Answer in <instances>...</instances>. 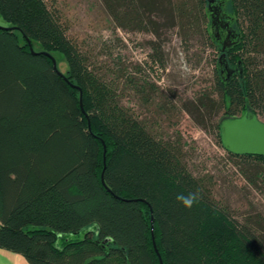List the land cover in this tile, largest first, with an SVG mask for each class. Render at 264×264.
Masks as SVG:
<instances>
[{"label":"trees","instance_id":"trees-1","mask_svg":"<svg viewBox=\"0 0 264 264\" xmlns=\"http://www.w3.org/2000/svg\"><path fill=\"white\" fill-rule=\"evenodd\" d=\"M101 1L116 28L151 35L149 57L162 68L167 26L182 30L186 50L197 35L223 54L206 0ZM231 3L239 37L225 56L237 66L224 77L213 57L210 87L183 109L263 191L264 156L226 149L221 122L264 117V0ZM0 15V247L30 264H264V214H234L213 179L189 168L180 141L122 103L124 83L149 104L143 79L119 59L98 64L53 2L0 0ZM57 52L66 73L54 67ZM164 98L156 116L172 117L176 105ZM197 191L184 207L178 197Z\"/></svg>","mask_w":264,"mask_h":264},{"label":"rangeland","instance_id":"rangeland-1","mask_svg":"<svg viewBox=\"0 0 264 264\" xmlns=\"http://www.w3.org/2000/svg\"><path fill=\"white\" fill-rule=\"evenodd\" d=\"M48 1L57 5L70 24L71 35L79 39L85 49L96 56L98 64L114 67L119 59L121 65L127 68L129 76L135 77L138 82L144 80V97L150 98L149 104H145L137 92L122 83L119 95L126 108L141 119L145 117L148 121H154V130L160 135L180 141L178 147H182L189 168L194 174H207L213 179L216 196L228 205L234 214H264V189L258 191L248 185L242 170L218 144L213 128L199 124L197 116H192L183 109L210 87L215 66L212 59H220V52L212 54L213 50L205 46L202 38L197 35L191 38V47L186 50L181 43L184 37L182 30L176 26L172 29L167 26L163 44L166 68H162L160 63L153 62L149 57V53H153L151 42L149 43L153 39L151 35L116 28L101 0ZM206 2L208 6L210 0ZM213 4L221 5L222 12L226 15L222 20L231 21L229 16H234L231 0H214ZM209 13L210 32L218 36L222 46L229 31L222 27L220 30L211 27L212 11ZM0 24H6L1 15ZM232 24L236 26L235 16ZM35 45L38 47L37 42ZM54 57L58 69L66 73L69 68L67 58L60 52L55 53ZM228 60L225 56L221 64L224 77H228V67L237 66L236 61ZM154 89H157L158 93L154 92ZM165 95H169L176 105L172 117L156 116L162 112L161 104ZM259 118L264 121V117Z\"/></svg>","mask_w":264,"mask_h":264},{"label":"water","instance_id":"water-1","mask_svg":"<svg viewBox=\"0 0 264 264\" xmlns=\"http://www.w3.org/2000/svg\"><path fill=\"white\" fill-rule=\"evenodd\" d=\"M213 2L214 0H210L209 4V9L212 11V26L218 29V24L225 14L222 12L221 5H214ZM227 25H230V23H226V25L223 24L224 27H227ZM238 37L239 34L235 30L229 31L226 40L222 43L223 54L219 59V64H222L225 58V50L233 46L237 42ZM27 40L34 52L29 38H27ZM50 55L54 62V67L59 71L56 58L52 54ZM78 88L80 89V104L83 108L82 89L80 87ZM90 127L89 124V128ZM221 140L224 147L232 153L264 156V121L261 120L258 115L250 116L248 113L235 118H226L221 122ZM153 231L152 217V235L153 239H155ZM154 245L156 246L155 240ZM160 261L163 263L161 257Z\"/></svg>","mask_w":264,"mask_h":264},{"label":"crops","instance_id":"crops-1","mask_svg":"<svg viewBox=\"0 0 264 264\" xmlns=\"http://www.w3.org/2000/svg\"><path fill=\"white\" fill-rule=\"evenodd\" d=\"M0 264H30L22 254L0 247Z\"/></svg>","mask_w":264,"mask_h":264},{"label":"clouds","instance_id":"clouds-1","mask_svg":"<svg viewBox=\"0 0 264 264\" xmlns=\"http://www.w3.org/2000/svg\"><path fill=\"white\" fill-rule=\"evenodd\" d=\"M199 196L200 193L197 191L189 193L187 196L178 197V199L184 207L191 208L198 201Z\"/></svg>","mask_w":264,"mask_h":264},{"label":"flooded vegetation","instance_id":"flooded-vegetation-1","mask_svg":"<svg viewBox=\"0 0 264 264\" xmlns=\"http://www.w3.org/2000/svg\"><path fill=\"white\" fill-rule=\"evenodd\" d=\"M226 23H230V21L229 20H226V21H224V20H221L220 22H219V27H218V29L217 30H220V28L222 27V29H225V30H227V31H231V30H234L233 29V27H232V24L230 23V25H227V27H224L223 26V24L224 25H226ZM218 37V36H217ZM222 43V42H221Z\"/></svg>","mask_w":264,"mask_h":264}]
</instances>
